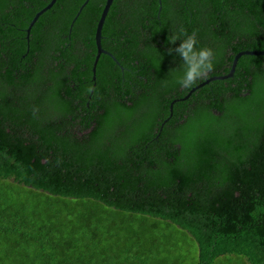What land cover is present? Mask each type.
<instances>
[{"label":"trees","instance_id":"1","mask_svg":"<svg viewBox=\"0 0 264 264\" xmlns=\"http://www.w3.org/2000/svg\"><path fill=\"white\" fill-rule=\"evenodd\" d=\"M48 2L0 0V264H264V55L210 79L264 50V0H113L95 79L106 0L27 39ZM181 30L217 53L191 90Z\"/></svg>","mask_w":264,"mask_h":264},{"label":"clouds","instance_id":"2","mask_svg":"<svg viewBox=\"0 0 264 264\" xmlns=\"http://www.w3.org/2000/svg\"><path fill=\"white\" fill-rule=\"evenodd\" d=\"M180 43L168 49L173 59L179 58V64L172 69L175 83L185 90H191L208 78L216 66L217 53L213 47L203 45L196 32L191 34L183 30L173 35L170 43Z\"/></svg>","mask_w":264,"mask_h":264},{"label":"water","instance_id":"3","mask_svg":"<svg viewBox=\"0 0 264 264\" xmlns=\"http://www.w3.org/2000/svg\"><path fill=\"white\" fill-rule=\"evenodd\" d=\"M56 2V0H50V2H48V4H46L43 8H41L38 12H36V14L34 15V17L32 18V20L29 22L28 27L26 28V32H27V39L29 37L30 31L32 26L34 25V23L37 21V19L39 18L40 15H42L45 11H47L48 9H50L53 4ZM88 2V0H85V2L80 6L78 12L76 13L75 17L73 20H75L77 18V16L80 14L82 8L86 5V3ZM113 0H106L105 5L103 7V10L101 12L100 18L98 20L97 26H96V31H95V42H96V47H97V52L95 55V59L93 62V66H92V72H93V79L96 78V66H97V62L99 60V57L102 53H106L111 55L113 58L114 56L109 53L107 50H105L102 45H101V31H102V27L105 21V18L107 16L108 10L112 4ZM159 2L161 3V0H159ZM160 9V8H159ZM243 54H252V55H264V50H244V51H240L238 52L234 59H233V63L230 69V72L228 74L225 75H220V76H213L210 79H215V78H227L229 76H232L234 71H235V67L237 65L238 59L243 55ZM209 81V80H208ZM207 81V82H208ZM203 84V83H202ZM201 84V85H202ZM172 106V105H171Z\"/></svg>","mask_w":264,"mask_h":264}]
</instances>
